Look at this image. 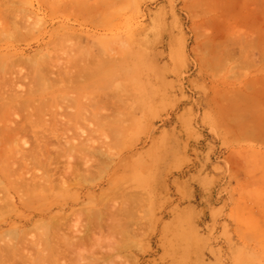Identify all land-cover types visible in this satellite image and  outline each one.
<instances>
[{"label": "rangeland", "instance_id": "obj_1", "mask_svg": "<svg viewBox=\"0 0 264 264\" xmlns=\"http://www.w3.org/2000/svg\"><path fill=\"white\" fill-rule=\"evenodd\" d=\"M21 1L24 4L12 13L19 23L11 19L19 29L9 33L20 42L5 34L4 41L0 38V54L33 59L39 53L37 58L54 53V74L70 58L84 65L90 60L78 75L80 81H72L71 86L58 74L53 90L43 87L47 93L35 97L28 109L12 107L14 112L7 113L3 108L8 114L4 119L16 123L21 117L23 122L33 119L36 124L43 120L50 124L60 115L64 121L71 114L65 137L78 147L75 151L69 146L70 156H58L54 165L59 167L58 174L75 165L96 175L86 180L59 176L52 186L44 185L41 200H33L67 204L64 209L54 207L52 214L84 211L91 222L101 212L102 217L98 216L104 220L110 215L109 223L113 215L124 223H112L122 224L121 231L129 229L124 236L117 232L113 239L105 236L108 227L103 228L98 243L86 246V262L91 258L96 264H264V242L259 243V236L264 240L260 233L264 229L259 230V226L264 228L260 225L264 219V146L223 138L209 109L212 96L225 97L229 88L264 72V61L254 55L260 50L253 46L260 42L264 50V0ZM230 39L234 52L253 54L254 60L246 65L231 51V57L218 53L221 47L220 52L232 46L224 43ZM220 43L230 46L223 48ZM30 69L21 71L30 74ZM84 77L88 83L80 85ZM38 97L52 98L47 101L49 107L45 101L44 108L50 110L46 107L43 119L36 110L40 102L44 104ZM35 112L32 117L30 113ZM4 119L0 126L10 123ZM34 127L41 129L39 133L43 130L40 125ZM22 139L15 147L24 145ZM8 155H3L6 160L0 157V173H12L14 155ZM1 177L2 182L5 178L2 186L12 184L7 179L13 176ZM47 217L41 220L42 216L32 215L25 229L41 220L37 225L43 228L36 227L44 229L45 237L50 233ZM1 224L0 233L9 228ZM35 232L28 236L36 239Z\"/></svg>", "mask_w": 264, "mask_h": 264}, {"label": "bare ground", "instance_id": "obj_2", "mask_svg": "<svg viewBox=\"0 0 264 264\" xmlns=\"http://www.w3.org/2000/svg\"><path fill=\"white\" fill-rule=\"evenodd\" d=\"M20 1L0 0V38H2V36L4 37V38H2V40L6 38L7 34H8L7 36L11 37L12 32H11V34H9V33L12 30V28H14L16 30L19 29L18 27H17L18 28L17 29L15 25H14L15 27L13 26V24L16 23V20L18 23H19V21H18V19H16L14 17L15 22L13 23L14 19L12 17V13L14 12L13 14L15 15V11L17 9L21 8L22 4H24V2H22V1L20 2ZM226 12L227 11L225 10V13ZM11 19H13V21ZM99 22H101V20H99ZM11 25H12V27H11ZM18 25H20V24H18ZM19 27H21V25ZM10 37H9V39H10ZM12 37H11V39L16 41L15 39H17V36H14L13 38ZM18 39H19V37H18ZM2 40H0V41L2 42ZM232 41L233 40H231V41L227 40V43L225 41H224V43L226 45L227 44L232 45V46L229 45L231 48V47H233V44L230 43ZM18 42H20V41L19 40L16 41V43H18ZM9 43H12V42H9ZM220 44L223 46V48L229 47V46H224L222 43H220ZM221 45L219 46V48L221 47ZM7 49H9V48H7ZM220 49H222V47ZM220 49H219L218 53H220L221 55H223L225 53V54H229L228 56L231 57L232 55L230 54V52L228 53V51H231L232 54H235V52L233 50L234 47H233V49L231 48L233 51L229 50L228 48H224V50L223 51L221 50L222 52H220ZM225 49H227L226 50L227 52L225 51ZM3 50H5V49H3ZM16 51H18V49H16ZM217 51H218V47H217ZM4 53L2 52L0 54V110L3 108L4 109L9 108L10 109L9 112L6 109L7 113L14 112L11 110H15L16 108L20 109L22 111H23V108H25V107H26V109H28L27 106L29 107V105L32 102H34L33 100L35 99V97L37 98V96L42 92L44 95L45 90L42 91L43 87H45L46 90L48 88V91L51 89L53 90L54 86L56 85V82L59 80L58 78H56L58 76V74H61V75H63V78H66L67 82L69 83V86H71L72 81H80V78L78 75H80V72L83 71L85 69V67H88V63L90 61V60L88 62L86 61L87 65L86 64L84 65V64H79L78 61L76 62V60H73L72 58H70L67 62L62 63L58 67V69H57L58 74H54V73H56L53 71V61L56 58V57H54L55 56L54 53H52V54L50 53V55L48 54L47 55L48 57H45L46 55H44L42 57L41 56L42 54H41L40 55L41 57L37 58L36 56H38L40 54L39 53L35 56L33 55L34 56V57L32 56L33 59L32 58L24 59V58H22L23 56L21 58L17 59L16 57H11V56L15 55V54L11 55V52L10 53L4 52ZM6 53L9 56H5V55H7ZM38 59L42 60L43 62H41L40 60L37 62ZM107 62H109V61H107ZM23 63L26 65H24ZM20 64L21 65L23 64L25 67L24 66H23L24 68L19 67V69H20L19 70L18 66ZM27 64H29V66ZM27 66H28V68H26ZM29 67H31V69ZM15 69H17L18 71ZM23 69H25V71H27V69L28 70L30 69V71H31L30 74L27 73L28 71L26 73L24 71V73H25L24 74L21 71ZM74 76H78V77L74 78ZM87 76H90V75H87ZM80 83H81L80 85L87 84L88 83V77H84V80L83 81L81 80ZM69 86L65 85L63 87H65V89H66ZM50 87H51V89H50ZM23 90H25V92ZM22 92H24V93H22ZM45 93H47V91H45ZM39 98L40 97H38L37 101L39 100ZM44 98L43 99L40 98V100H43L42 103L44 102V104H41V102H40L37 105L38 107H36V110L40 113L39 114L40 117L42 116V118H39V116L37 115V117L39 119H43V116L45 115L43 111L46 109V107L48 105H50L47 103L52 99L51 97H49L50 99L45 98V100H44ZM45 101H46L47 106H45V108H44ZM13 103H15V104H13ZM98 105H100V104H98ZM12 107L15 109H13ZM48 107H47V110L49 112L50 109ZM95 107H96V105L93 107V112L98 108V107L97 108H95ZM4 109L2 112L0 111L1 114H3V115L6 114ZM34 109H35V107H34ZM33 111H35V110L28 111L26 118H30L31 116L28 117L29 116L28 114H29V112H33ZM3 112H5V114ZM36 112L34 114L30 113V115L32 114V117H33L36 114ZM51 112H53V111H51ZM55 113H56V111H55ZM1 114H0V116H2ZM69 114L70 113H67L68 117L70 118L71 114L70 115ZM7 115L8 114H6V117L2 116V118H0V123H2V124L4 123L3 119L7 118ZM9 116H11V114ZM56 116H57V114H56ZM68 117H67V120L65 119L64 121H62V117L60 115L59 119L56 117L55 121L53 119V121H52L53 123L50 122V124H47L48 122L43 123L44 120L40 124H39V122H37V124H36V121L33 122V119L29 120V121L24 120V122H23V118H21V117H20L21 121L19 123H16L14 121L10 122L8 120L10 118L8 117V119H7L8 122L13 123V124L16 123V124L13 126V124L11 125L10 123H7V120L4 119L6 121L5 123H7L6 125H2L6 128L5 131H7V132H4V134H2V132H3L2 130H4L5 128L3 127V129H2V126H0V141H1L0 142V157L2 156V158L4 157L3 159H5L6 158L5 156H7V157L9 156L8 154H10V156L14 155L10 162L13 164L12 165L13 167L14 166L17 167L15 169H13L11 166L10 172H12V173H8L9 170H5V169L4 170L6 171L7 174L4 171H2L0 173L1 176L3 174L2 177L7 176V178H10L13 176V179L12 178L7 179V180H9L10 183H12L11 185H9V187H5L4 185L2 186V183L5 184L4 183L5 178H3L4 180L2 179L3 182L0 179V181L2 182V183L0 182V191L2 192V195L0 194V224L4 223V224H7L9 227L7 229H4L0 233V264H19L18 262L22 263V261H24L25 264H45V263H47V264H85V262L87 261V257L85 254L88 252V251H86V246L88 244L92 243V241H93V243L96 242V244H97L98 239H100V236L101 237L104 236V229L106 230L108 227V229H107L108 233H107V235L105 234V236L111 237L112 239L116 236L117 232L122 233V235L124 236V233L129 231V229H127L129 227H125V225H124V227L127 230L121 231V229H123L122 224H124V223H122L120 221L117 222V220H119V219H117V217L115 215H113V216L115 217L116 220L113 218L110 222H112V223L114 221H116L117 223L120 222V223H122V224H120L122 227L118 226V225L115 226V224L109 223L108 219H110V218H108V217H110V215L108 216V214H107V216H105L106 214H103V217L104 216L107 217L104 220L101 218L102 217L101 212H99L100 214L98 213L97 215L93 216V218L95 217L96 219L97 218L98 219L96 220L94 218V220H93V218H91V222H90L89 220H86V219H88L89 216H88V214H86L87 212L85 213L84 211L80 212L78 214H76V213L52 214L51 212H52V209L54 207H61L62 209L65 208L62 206H65L67 204L62 203L61 201H50L51 199L49 198L50 199L49 202L41 201V202L37 203L38 201L33 200V198H35V197H36V199L39 198L41 200L42 193H43L42 188L44 187V185L47 183V185L52 186L53 181H55L57 178H59V176H61V178L64 180H66L67 178L68 179L80 178V179L86 180L87 178H90V177H93L96 175L95 173L92 174V172L90 171L91 169L82 170L81 168H79L75 165L66 166L65 169L58 174L59 167L57 165H54V164H56V160H57L58 156H62L65 153L68 156H70L69 155L70 147H73V146H71L70 140L67 139V137H65V130L67 131V129L71 125L70 121L68 120ZM34 123H35V125H34ZM73 123H75V121ZM9 124L11 126H9ZM30 124L31 125L33 124V126H31ZM44 124H45V126H44ZM37 125L38 126L40 125L43 130H44L43 127H46L45 132L43 130H42L43 133H41L42 131L40 133L37 132V131L41 130V129H39L37 131L35 130L36 127H34V126H37ZM47 127H49V128H47ZM38 128L39 127H37L36 129H38ZM101 129L103 130V125H100V130ZM8 131H9V133H8ZM6 133H8V135ZM45 134H49V135L46 136ZM23 136H26L28 138H26V137L24 138ZM29 136H30V139H32V141H30ZM18 139L19 140L22 139L23 141H21V142L24 145H20V147H17L18 146L17 145L15 147V145L18 144V142H19ZM54 139H55L56 143H53ZM13 140L15 142V143L13 142L14 144L12 143ZM17 140H18V142H17ZM8 141H10L9 143L12 146L8 147V145H10L8 143ZM2 142H4V145ZM6 144H8V145H6ZM86 144L87 143H85L84 145L86 146ZM21 146L22 147L24 146L25 148L28 147L29 149L28 148L25 149L24 147L22 149ZM77 147L76 146L73 147L74 150ZM80 152H81V150H80ZM3 155H5V156H3ZM9 158H11V157H9ZM68 158L70 159L71 157H68ZM4 162H7V161H4ZM11 163L9 165H11ZM87 163H88V160L85 157L84 165H86ZM38 168H39V170H38ZM7 169H8V167H7ZM0 170H1V168H0ZM100 172H101V170H97L96 173H100ZM40 173H42V175L38 176V174H40ZM8 174H11V175L8 176ZM12 193H14V194L16 193L18 198H17V196L14 195L13 196L14 200H13L12 196H10ZM43 194H45V193H43ZM32 196H34V197H32ZM59 200H63V199H59ZM123 213H124V211H123ZM32 215L42 216L41 220L45 219V218H43V216H45V217H47L46 215L49 216V217H47V219L49 218L50 222L48 223L47 222L48 220L46 222H47V225H49V232L50 233L47 234L45 237L43 235L46 232L42 235V233L44 232L42 230H44V229H42V230L40 229V228H43V227H40L42 225H37L40 223L41 220L39 222L37 220L36 221L37 223L35 222L36 224L35 223L33 224V226L35 225L34 227L25 229V227L28 226V224L31 222V216ZM72 215H73V217H72ZM98 215L101 217H99ZM126 215L128 216L127 213H126ZM128 218H130V217H128ZM106 219H107V221H106ZM257 220H260V219L258 218ZM104 221L107 222V224L109 226L110 225H112V226L111 227L107 226V224ZM261 221L263 223H261L260 225H263V227H264V219H261ZM92 222H94V223H92ZM103 224H105V225L103 226ZM126 225L128 226L127 223H126ZM0 226H2V224ZM36 226L37 227L39 226L40 228H37ZM45 227H47V226H45ZM253 227H254L253 233H254V235H257L256 233L258 231L255 233L254 232L255 226H253ZM259 227H260L259 230L264 229V228H261V226H259ZM115 228H119V229L115 230ZM35 229H38V230L40 229L41 232H39L40 230L39 231L37 230V232H39V233H37V232H35L36 231ZM257 229L258 228H256V230ZM249 230H250V232L247 230L249 232V234H248V232L245 233L246 235L248 234V236H250V233H251V235L253 234L252 229H249ZM33 231L35 232V234H34V236L32 234V236L36 237V239L35 238L33 239V238L28 236ZM111 231L113 233L112 235H110ZM261 232L263 234L264 230L263 231L260 230V233ZM98 234L100 236H97ZM38 235H39V238H38ZM262 236H264V234ZM27 237H29L30 239H33V240H30ZM259 237L261 238V239H259V243L262 244L261 241L264 242V240H262L261 236H259ZM111 238H110V240H111ZM105 239H107V238L105 237ZM263 246H264V244H263ZM30 247L36 248L35 249L36 251L34 250L35 252L32 251L30 253L29 251L32 250V249L29 250ZM33 253H34V255H33ZM37 255H38V257H37ZM32 256H35V258ZM94 259H95V257H94ZM88 261L89 262H86V264H92L95 262V261L92 262L91 258ZM90 262H92V263H90ZM94 264H96V263H94ZM120 264H123V263H120Z\"/></svg>", "mask_w": 264, "mask_h": 264}, {"label": "crops", "instance_id": "obj_3", "mask_svg": "<svg viewBox=\"0 0 264 264\" xmlns=\"http://www.w3.org/2000/svg\"><path fill=\"white\" fill-rule=\"evenodd\" d=\"M253 46L260 50L254 55L264 61L261 43H253ZM252 55L233 54L246 65L248 60H254ZM228 92L225 97H211L209 109L219 134L226 140H244L264 146V72L244 80L241 86L229 88Z\"/></svg>", "mask_w": 264, "mask_h": 264}]
</instances>
